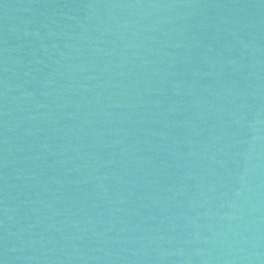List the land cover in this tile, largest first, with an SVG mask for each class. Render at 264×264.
<instances>
[{
    "label": "water",
    "instance_id": "1",
    "mask_svg": "<svg viewBox=\"0 0 264 264\" xmlns=\"http://www.w3.org/2000/svg\"><path fill=\"white\" fill-rule=\"evenodd\" d=\"M0 264H264V0H0Z\"/></svg>",
    "mask_w": 264,
    "mask_h": 264
}]
</instances>
